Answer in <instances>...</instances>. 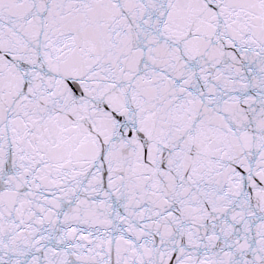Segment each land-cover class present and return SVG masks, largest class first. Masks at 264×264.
I'll list each match as a JSON object with an SVG mask.
<instances>
[{"label":"snow or ice","instance_id":"1","mask_svg":"<svg viewBox=\"0 0 264 264\" xmlns=\"http://www.w3.org/2000/svg\"><path fill=\"white\" fill-rule=\"evenodd\" d=\"M0 264H264V0H0Z\"/></svg>","mask_w":264,"mask_h":264}]
</instances>
